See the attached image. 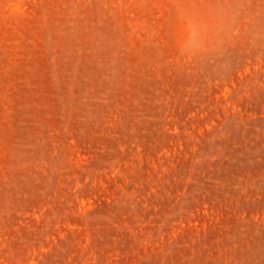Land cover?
<instances>
[{"label": "rangeland", "instance_id": "1", "mask_svg": "<svg viewBox=\"0 0 264 264\" xmlns=\"http://www.w3.org/2000/svg\"><path fill=\"white\" fill-rule=\"evenodd\" d=\"M0 264H264V0H0Z\"/></svg>", "mask_w": 264, "mask_h": 264}]
</instances>
